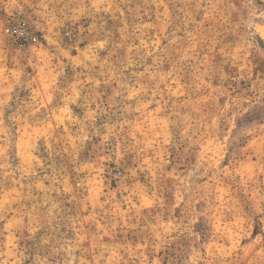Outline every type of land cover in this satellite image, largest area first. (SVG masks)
<instances>
[{
	"label": "clouds",
	"instance_id": "clouds-1",
	"mask_svg": "<svg viewBox=\"0 0 264 264\" xmlns=\"http://www.w3.org/2000/svg\"><path fill=\"white\" fill-rule=\"evenodd\" d=\"M0 264H264V0H0Z\"/></svg>",
	"mask_w": 264,
	"mask_h": 264
}]
</instances>
